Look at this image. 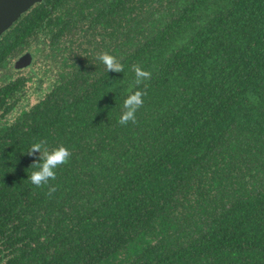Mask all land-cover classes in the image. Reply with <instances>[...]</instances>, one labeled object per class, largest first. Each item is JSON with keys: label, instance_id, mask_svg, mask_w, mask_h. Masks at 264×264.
<instances>
[{"label": "trees", "instance_id": "obj_1", "mask_svg": "<svg viewBox=\"0 0 264 264\" xmlns=\"http://www.w3.org/2000/svg\"><path fill=\"white\" fill-rule=\"evenodd\" d=\"M0 73V264H264V0H42ZM40 140L71 152L51 197Z\"/></svg>", "mask_w": 264, "mask_h": 264}, {"label": "clouds", "instance_id": "obj_2", "mask_svg": "<svg viewBox=\"0 0 264 264\" xmlns=\"http://www.w3.org/2000/svg\"><path fill=\"white\" fill-rule=\"evenodd\" d=\"M96 59L104 65L107 72L121 73L124 71V66L115 56L110 55L108 52L97 54ZM133 71L135 74L134 84L136 86L151 78V73L143 70L139 65H133ZM145 95V91L136 90L130 92L124 99L122 114L118 120L121 126H126L129 122L133 124L137 122L136 113L143 107ZM26 154L34 157L31 168L35 169L28 176V180L38 188L47 185L48 191L46 195L51 197L57 191V188L54 185H50L49 181L56 179V169L68 163L71 152L63 145L49 150L47 141L40 140L32 143Z\"/></svg>", "mask_w": 264, "mask_h": 264}, {"label": "water", "instance_id": "obj_3", "mask_svg": "<svg viewBox=\"0 0 264 264\" xmlns=\"http://www.w3.org/2000/svg\"><path fill=\"white\" fill-rule=\"evenodd\" d=\"M42 0H0V36L7 31L24 13ZM32 56L27 53L15 63L14 69L19 70L31 64Z\"/></svg>", "mask_w": 264, "mask_h": 264}, {"label": "flooded vegetation", "instance_id": "obj_4", "mask_svg": "<svg viewBox=\"0 0 264 264\" xmlns=\"http://www.w3.org/2000/svg\"><path fill=\"white\" fill-rule=\"evenodd\" d=\"M25 54H26V53H24L23 55H25ZM23 55H21V56H23ZM21 56H19V57H17V58L14 59V61H13V65H12V69H11L12 71H14V72H19V71H20V72H23L25 69H27L28 67H30L31 64H30L28 67L23 68V69H19V70L14 69V67H13V66H14V63H15V62H16ZM32 61H33V58H32ZM32 61H31V63H32Z\"/></svg>", "mask_w": 264, "mask_h": 264}, {"label": "rangeland", "instance_id": "obj_5", "mask_svg": "<svg viewBox=\"0 0 264 264\" xmlns=\"http://www.w3.org/2000/svg\"><path fill=\"white\" fill-rule=\"evenodd\" d=\"M13 61H14V60H13ZM13 61L11 62V66H10L11 69H12ZM8 71H9V73L11 72V70L9 69V67H8ZM11 73L13 74L14 71H12ZM22 73H25V74H26L27 72H21V74H22ZM0 75H1V73H0Z\"/></svg>", "mask_w": 264, "mask_h": 264}]
</instances>
